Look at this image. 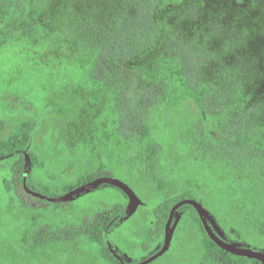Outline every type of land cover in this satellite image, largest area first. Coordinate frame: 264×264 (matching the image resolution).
Wrapping results in <instances>:
<instances>
[{
    "label": "trees",
    "instance_id": "trees-1",
    "mask_svg": "<svg viewBox=\"0 0 264 264\" xmlns=\"http://www.w3.org/2000/svg\"><path fill=\"white\" fill-rule=\"evenodd\" d=\"M185 2L136 0L132 8L127 6L130 2L122 4L116 24L106 17L105 25L99 27L101 30L97 27L92 29L99 35L94 43L95 59L87 73V81L103 87L109 78L123 75L124 63L156 42L158 26L153 24L154 17ZM1 8L6 12L4 19L15 22L1 34L0 53L10 52L20 58L23 45L42 43L44 26L40 21H34L29 0H0V12ZM20 28H25V31L20 32ZM175 52L185 61L181 74H160L148 89L125 91L119 96L117 111L122 124L121 137L128 145L126 150L145 152L146 178L156 186V195L163 194L168 188L164 174L166 165L163 164L164 147L155 140L148 121L160 106L187 105L191 99L202 114L193 119L195 127L190 138V156L195 162L204 163L219 173L221 180L231 186L232 198L219 189L209 188L201 193L193 187L158 203L151 210L140 187L117 179L113 168L108 169V173L98 171L97 162L93 160L87 162V169L81 172L76 169L82 162L76 160L70 165L75 170L74 174L68 167L52 181L44 179L41 175L47 166L46 157L34 152L39 118L23 117L0 139V264H43L49 257L48 251L54 248L74 255L73 263L69 264H140L132 257L135 249L144 250L151 244V251H146L152 257L162 249L171 210L184 199L195 200L208 211V224L223 240L230 239L234 245L257 249L254 251L260 253L264 251L262 115L256 108L249 107L251 96L245 95L239 84L224 83V88L208 94V87L200 79L208 58L195 43L182 39L178 41ZM5 125L0 123V131L7 129ZM106 178L117 179L135 192L140 202L135 213L130 214V199L116 185L121 191L116 193V200H106V204L99 202V207L94 206V210L90 208L84 213L79 208L68 209L69 205L76 206L77 199L89 196L104 183L89 192L77 193L79 189ZM70 193L74 195L67 201L55 203L49 200ZM244 199H248V206H239ZM203 202L210 207L207 208ZM5 205L22 207L20 209L25 216L19 223L26 225L15 228L11 233L5 232L4 224L10 222L4 214L7 212ZM135 218L137 221H133ZM127 222L135 228L134 238L131 240L122 233L113 236L117 228ZM176 226H180L177 231ZM171 227L175 231L174 241L178 239L180 242L179 249L188 252L187 257L195 255L199 264H262L258 260L226 252L216 245L192 205L177 209ZM75 245L83 251L72 250ZM148 264L168 262L164 255Z\"/></svg>",
    "mask_w": 264,
    "mask_h": 264
},
{
    "label": "rangeland",
    "instance_id": "rangeland-1",
    "mask_svg": "<svg viewBox=\"0 0 264 264\" xmlns=\"http://www.w3.org/2000/svg\"><path fill=\"white\" fill-rule=\"evenodd\" d=\"M29 1L34 21L42 23L45 34L40 45H23L20 58L14 53H0V123L4 122L7 128L0 131V139L20 118L36 116L40 125L34 152L45 156L47 162L42 178L52 181L68 167L74 174L70 165L76 160L82 162L76 169L81 172L87 169V162L93 160L97 162L98 171L108 173V169L113 168L117 179L140 187L151 210L158 203L193 187L201 193L209 188L219 189L232 198V188L227 181H222L219 173L190 156L193 119L202 114L193 100H188L187 105L160 106L150 115L148 123L153 136L164 147L168 188L160 195H156V186L146 178L145 152L126 150L128 145L121 137L117 102L125 91L148 89L160 74H181L185 61L178 57L175 48L183 39L195 43L208 58L200 74L208 94L224 88V83L239 84L243 93L251 96L249 107L260 111L264 127V0L261 3L257 0H186L179 7L158 13L153 22L158 26L156 42L126 61L124 74L109 78L103 87L87 81L95 59L94 43L99 35L92 29L101 30L99 27L105 25L106 17L116 24L122 4L130 2L127 6L132 8L136 0ZM1 9L0 39L2 32L15 22L4 19L6 12ZM116 193H121L118 187L104 183L89 196L77 199L76 206L69 205L68 209L74 207L82 213L88 212L90 208L94 210V206L99 207V202L106 204L111 199L116 200ZM248 203V199H244L239 206L247 207ZM5 208L4 214L10 218V222L4 224L5 232L11 233L26 225L19 223L25 216L22 207L5 205ZM179 227L176 226L175 231ZM134 232L135 228L127 222L117 228L113 236L122 233L132 240ZM224 240L235 244L230 239ZM179 244L178 239H173L165 254L168 264H199L195 255L187 257L188 252H182ZM75 246L72 250L83 251ZM149 246L144 250L135 249L132 254L135 262L152 258L146 251H151V244ZM48 254L43 264L73 263L74 255L63 253L60 248L51 249Z\"/></svg>",
    "mask_w": 264,
    "mask_h": 264
},
{
    "label": "water",
    "instance_id": "water-1",
    "mask_svg": "<svg viewBox=\"0 0 264 264\" xmlns=\"http://www.w3.org/2000/svg\"><path fill=\"white\" fill-rule=\"evenodd\" d=\"M103 183H110L124 190L130 199V204H129L130 214L135 213L140 203L139 198L127 184L117 179H111V178L97 179L87 184L86 186L82 187L81 189H79L77 193H82L85 191L89 192L91 189L98 188ZM73 195L74 193H70L58 199L49 198V200L55 203H58V202L69 200ZM183 205H192L193 207L196 208V210L198 211L200 217L202 218L204 222L206 232L208 233L210 238L215 242V244L218 245L222 250L229 252L231 254H234V255H239V256L250 258V259L258 260L259 262L264 264V254L263 253H260V252H257L251 249L242 248L238 245L229 244L225 242L218 234H216V232L212 229L210 224H208L207 222V220L210 219V214L208 213V211L200 203L192 199L181 200L177 205L173 207V209L171 210L170 216H169L167 226H166V236H165V241H164V245L162 249L155 256H153L150 260H147L140 264H148L152 262L153 260L164 256L170 250L171 245H172L173 235H174V228L171 227L173 223V219L175 217L177 209Z\"/></svg>",
    "mask_w": 264,
    "mask_h": 264
}]
</instances>
